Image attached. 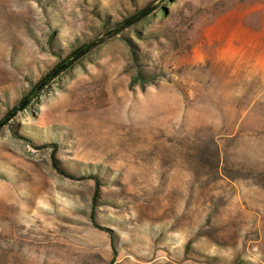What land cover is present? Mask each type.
<instances>
[{
  "label": "rangeland",
  "instance_id": "obj_1",
  "mask_svg": "<svg viewBox=\"0 0 264 264\" xmlns=\"http://www.w3.org/2000/svg\"><path fill=\"white\" fill-rule=\"evenodd\" d=\"M148 5L0 130V264H264V0H0V120Z\"/></svg>",
  "mask_w": 264,
  "mask_h": 264
},
{
  "label": "trees",
  "instance_id": "obj_2",
  "mask_svg": "<svg viewBox=\"0 0 264 264\" xmlns=\"http://www.w3.org/2000/svg\"><path fill=\"white\" fill-rule=\"evenodd\" d=\"M153 10L151 5L146 6L145 8L138 10L133 15L126 18L124 21L120 22L113 30L106 31L103 33L102 37H97L91 40L90 42L83 43L81 46L77 47L74 51L69 53V55L61 60L54 68H52L46 75H44L40 81L37 84H33L21 101L18 103V105H15L12 109H9L5 116L0 120V130L3 129L5 126L9 125V122L21 111L26 109L29 104L32 102L33 99H37L41 92L44 91L46 86L49 85L51 81H53L55 78L60 76L62 73L66 72L69 68L71 69L72 66L78 62L80 59L85 57L87 54H89L92 50H94L96 47L101 45L102 43H106L109 39L116 36L118 33H120L122 30H125L129 28L130 26H133L137 24L138 22L143 21ZM30 142V141H29ZM49 146L52 148L53 152L57 150V146L55 144H47L42 145L41 148ZM39 149V148H37ZM55 161V160H54ZM52 161V168L61 176L66 177L69 180L76 181L79 179H91L94 182L95 186V195L94 198L97 197L98 189L100 186L99 178L95 176H88L86 178L84 177H76L73 175L68 174L66 171L60 169L56 163ZM90 219L92 220L93 224L95 225V220L93 214L90 215ZM97 226V225H95Z\"/></svg>",
  "mask_w": 264,
  "mask_h": 264
},
{
  "label": "bare ground",
  "instance_id": "obj_3",
  "mask_svg": "<svg viewBox=\"0 0 264 264\" xmlns=\"http://www.w3.org/2000/svg\"><path fill=\"white\" fill-rule=\"evenodd\" d=\"M238 22H239V25H240V26L244 27L243 19H242V18H240V19L238 20ZM246 24H247V23H246ZM246 24H245V25H246Z\"/></svg>",
  "mask_w": 264,
  "mask_h": 264
}]
</instances>
